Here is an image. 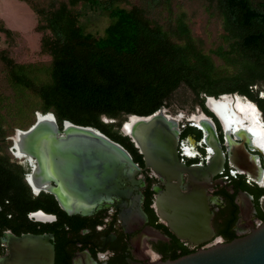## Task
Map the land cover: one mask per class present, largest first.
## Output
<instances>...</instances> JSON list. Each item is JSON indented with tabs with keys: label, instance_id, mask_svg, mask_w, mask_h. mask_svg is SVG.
I'll use <instances>...</instances> for the list:
<instances>
[{
	"label": "trees",
	"instance_id": "1",
	"mask_svg": "<svg viewBox=\"0 0 264 264\" xmlns=\"http://www.w3.org/2000/svg\"><path fill=\"white\" fill-rule=\"evenodd\" d=\"M22 1L37 16L40 51L49 60H18L15 53L26 41L0 20V34L9 41L7 48L0 43V224L7 225L8 196L22 219L32 211H59L53 195L34 197L24 172L19 183L9 177L11 137L33 126L37 113H53L61 129L66 121L96 128L133 150L120 133L122 123L167 107L181 87L198 100L252 96V86L263 84L264 0H197L208 21L222 26L207 39L195 33L176 0ZM80 7L108 15L103 35L85 30ZM229 68L237 70L229 74ZM103 117L119 122L108 125Z\"/></svg>",
	"mask_w": 264,
	"mask_h": 264
},
{
	"label": "flooded vegetation",
	"instance_id": "2",
	"mask_svg": "<svg viewBox=\"0 0 264 264\" xmlns=\"http://www.w3.org/2000/svg\"><path fill=\"white\" fill-rule=\"evenodd\" d=\"M252 92L202 96L194 99L190 112H167L178 134V163L202 172L210 169L196 186L209 207L206 233L187 231L181 238L171 225L172 212L167 211L170 220L159 215L158 198L168 181L147 166L133 143V150L124 147L135 165L122 183L126 196L105 198L90 214H69L58 203L55 213L32 211L22 219L8 196L7 225L0 224V258L9 256L11 235L53 236L55 264H158L250 235L264 224V81L253 85ZM10 163L13 182H20L22 172L26 180L34 172L29 157L13 153ZM173 183L183 193L193 190L186 173ZM32 194L49 193L32 189ZM37 212L50 219L38 221L33 217Z\"/></svg>",
	"mask_w": 264,
	"mask_h": 264
},
{
	"label": "water",
	"instance_id": "3",
	"mask_svg": "<svg viewBox=\"0 0 264 264\" xmlns=\"http://www.w3.org/2000/svg\"><path fill=\"white\" fill-rule=\"evenodd\" d=\"M120 131L141 150L147 166L168 181L167 191L158 198L159 215L170 220L167 211L172 212L171 225L181 238L187 231L206 233L210 229L209 207L196 186L210 169L202 172L199 167L178 163V134L166 109L146 117L130 115ZM11 140L12 149H22L33 164L30 187L34 190L33 180L46 185L45 191L69 214H90L105 198L126 196L122 183L135 166L132 158L120 143L96 128L66 121L61 129L53 113H37L35 124L26 131L17 130ZM185 173L193 187L188 193L173 183L181 181ZM33 217L43 222L50 219L43 212ZM52 241L50 235H11L9 256L1 257L0 264H55ZM158 264H264V224L246 237Z\"/></svg>",
	"mask_w": 264,
	"mask_h": 264
},
{
	"label": "rangeland",
	"instance_id": "4",
	"mask_svg": "<svg viewBox=\"0 0 264 264\" xmlns=\"http://www.w3.org/2000/svg\"><path fill=\"white\" fill-rule=\"evenodd\" d=\"M134 3H139V0H134ZM175 3H184V8L187 9L191 18L192 27L198 36L207 39V32L212 33L214 36L222 33L220 22L215 20L208 21L202 3H199L197 0H176ZM81 10L83 12L81 21L85 30L96 35H103L105 28L111 22L108 15L100 12L86 11L87 9L85 8ZM0 20L7 28L19 32L26 41V46L22 45V48L15 53L18 60L21 62H43L49 60V57L42 55L40 51L42 35L35 31L37 16L25 2L22 0H0ZM0 43L3 48H7L9 44V41H7V38L3 34H0ZM236 70L237 68H229L227 71L229 74H233ZM194 99L195 97L192 92L183 86L171 98L167 112L174 113L177 110L190 112L189 109H191ZM102 121L108 125H117L119 122V120L107 117H103ZM115 130H118V127H115ZM122 135L125 136L124 134ZM11 149L12 147L9 151Z\"/></svg>",
	"mask_w": 264,
	"mask_h": 264
},
{
	"label": "bare ground",
	"instance_id": "5",
	"mask_svg": "<svg viewBox=\"0 0 264 264\" xmlns=\"http://www.w3.org/2000/svg\"><path fill=\"white\" fill-rule=\"evenodd\" d=\"M209 105H210V107H211L213 110H216L217 105H216V106H213L211 103H210ZM127 127H129V124H128ZM127 129H128V128H127ZM124 133H127V130H125ZM16 139H17V138H16ZM17 141H18V140H17ZM14 151H15V152H14ZM13 153H15V155H16L18 158H24V157H26V154L22 151V149H14V150H13ZM29 179H30V178H29ZM31 182H32V185H33V187H34V191H36V192H39L40 189L48 190V188H47L46 185H43V186L41 185V186H39L38 183L36 184L34 180L31 181Z\"/></svg>",
	"mask_w": 264,
	"mask_h": 264
},
{
	"label": "built area",
	"instance_id": "6",
	"mask_svg": "<svg viewBox=\"0 0 264 264\" xmlns=\"http://www.w3.org/2000/svg\"><path fill=\"white\" fill-rule=\"evenodd\" d=\"M11 152H12V154H13V149H11ZM28 179H29V175H28V178H27V182H28ZM29 183V182H28Z\"/></svg>",
	"mask_w": 264,
	"mask_h": 264
}]
</instances>
